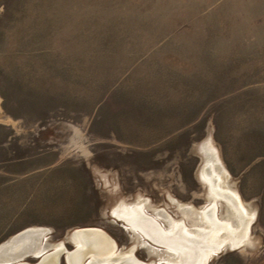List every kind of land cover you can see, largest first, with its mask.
Returning a JSON list of instances; mask_svg holds the SVG:
<instances>
[{"label":"rangeland","instance_id":"rangeland-1","mask_svg":"<svg viewBox=\"0 0 264 264\" xmlns=\"http://www.w3.org/2000/svg\"><path fill=\"white\" fill-rule=\"evenodd\" d=\"M209 143L254 219L207 264H264V0H0V247L94 227L129 252L114 210L206 206Z\"/></svg>","mask_w":264,"mask_h":264},{"label":"flooded vegetation","instance_id":"flooded-vegetation-1","mask_svg":"<svg viewBox=\"0 0 264 264\" xmlns=\"http://www.w3.org/2000/svg\"><path fill=\"white\" fill-rule=\"evenodd\" d=\"M206 196L209 203L200 210L188 205H177L181 220L173 219L164 210H158L141 199L132 205L120 204L114 214L128 224L127 229L133 232L130 237L138 243L134 247L133 260L138 264H205L206 260L207 264L212 257L220 256L222 252L234 251L230 249L232 245L239 249L250 246V227L246 224L247 216L251 213L250 206L246 207L245 212L248 214H244L241 222L237 220L236 209L226 205L225 215L219 218L216 209L220 201L217 200L214 205V198L209 191ZM144 208L151 211L153 217L142 214ZM135 216L137 221L134 220ZM122 228L125 230V226ZM238 230H245V234L236 241L235 233ZM137 247L138 251L135 250Z\"/></svg>","mask_w":264,"mask_h":264},{"label":"bare ground","instance_id":"bare-ground-1","mask_svg":"<svg viewBox=\"0 0 264 264\" xmlns=\"http://www.w3.org/2000/svg\"><path fill=\"white\" fill-rule=\"evenodd\" d=\"M202 153L207 168L206 169L204 168L202 170L201 179L208 188L210 196L214 198L212 204L216 205L217 200H219L220 202H224L227 207L230 206L231 208L236 209L237 211L236 217L238 222L243 221L244 214L245 215L248 214L247 212H245L247 206L243 204L242 200L238 197L233 187L229 184L227 173L224 171L221 165H219L220 162L218 155L214 150V148L212 147L211 143L207 145L205 144L202 147ZM247 217L248 218L246 224L250 227L254 219V213L251 211V213L248 214ZM35 230L44 231V229H35ZM245 230L244 232L238 230L235 233L236 241H238L240 236L245 234ZM159 234L162 236H166V234L163 232H159ZM210 236H212V233L210 234ZM70 238L74 241V243L77 246V251L71 254L69 257L70 264H81L82 260L86 256L92 257V261H91L92 264H111V263L119 264L122 262L124 264H138L132 259L134 248L126 253L120 252L115 254V252L113 251L112 244L109 242V240H107L106 237L102 236V234L97 231L75 230L71 233ZM24 241L28 242V245L31 246L32 248L35 246L33 243H30L33 241H28V239ZM21 244L22 243L20 242L19 244L16 245L15 250H17L18 253L24 251V248L21 247ZM50 246L53 247L54 249H59L61 247V243L54 245L51 244L46 247H50ZM232 248H236V247L232 245ZM205 252L207 256V250ZM7 260H9L7 258V255H0V263H3L4 261ZM205 264H206V260H205Z\"/></svg>","mask_w":264,"mask_h":264},{"label":"water","instance_id":"water-1","mask_svg":"<svg viewBox=\"0 0 264 264\" xmlns=\"http://www.w3.org/2000/svg\"><path fill=\"white\" fill-rule=\"evenodd\" d=\"M204 168L205 169L207 168L205 159H204L203 169ZM77 230H81V231L91 230V231H97L101 233L102 236L106 237L107 240H109V242L112 244L113 251L115 252V254L120 253L118 251V245L116 241L104 230L100 228H94V227L82 228V229H77ZM47 233L48 231L46 230L41 231V230L29 229L15 236L13 239H11L10 241H8L7 243H5L4 245L0 247V255H7V258L9 259L0 264H61L62 257H65L66 264H70L69 262L70 255L77 251V246L74 243V241L69 237L70 242H72L74 245V249L72 251H69L66 248L65 243L63 242H61V247L59 249H54L51 246L46 247V246H49V243H47L46 238H45ZM26 239H28V241H33L30 243H33L35 246L33 248L29 246L28 242L26 243L24 241ZM20 242L22 243L21 247L24 248V251L18 253L17 250H15V248H16V245L19 244ZM228 249L229 248H226L225 250H228ZM230 249L235 250V249H239V247L230 248ZM27 257H33L34 259H37V261L35 263H30L28 261H25L24 259ZM132 259H134V255L132 256ZM91 261H92V257L86 256L82 260L81 264H92ZM111 264H114V263H111ZM119 264H124V263L122 262Z\"/></svg>","mask_w":264,"mask_h":264}]
</instances>
